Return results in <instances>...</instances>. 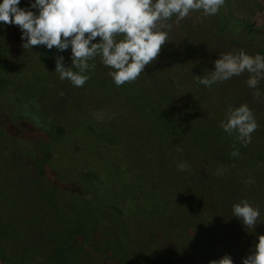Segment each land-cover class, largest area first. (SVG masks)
<instances>
[{"label": "rangeland", "instance_id": "obj_1", "mask_svg": "<svg viewBox=\"0 0 264 264\" xmlns=\"http://www.w3.org/2000/svg\"><path fill=\"white\" fill-rule=\"evenodd\" d=\"M19 6L27 9L29 0H21ZM238 23L264 31V0H228L211 17L192 11L178 27L174 24L158 59L135 82L115 86L107 74L110 69L97 57L89 61L94 65L86 73L91 79L83 87H75L54 72L57 55L64 56L65 66L71 65L70 48L62 53L45 46L24 49L19 27L0 22V246L4 254L0 264L4 257L7 264H97L100 251L81 255L67 243L71 244L68 241L80 224L88 227L83 231L87 232L107 220V230L102 231L114 239L120 234L118 215L109 212V207L132 199L128 193L131 170L141 185L152 174L157 187L167 183L169 188H178L183 198L175 208L181 209L186 225L164 222L172 217L171 212H159L166 203L146 204L145 209L142 203L153 198L144 194L126 214L137 242L130 245L129 236H118L121 244L117 249L123 259L117 264H209L215 258L206 254L211 249L204 236L211 228L202 224V218L213 221L218 259L230 250L234 264H242L257 242L256 236L264 234V81L259 85L260 98L254 99L253 89L246 84L247 72L211 88L198 85L194 78L213 70L220 53L243 49L255 55L254 38L243 33ZM24 101L40 108L42 126H50L47 119L52 121L51 131L59 124L68 130L67 135L92 133L94 138L88 139L95 144L96 138L107 140L111 146L92 152L102 164L94 165L95 176L102 183L85 184L89 177L77 168L78 161L68 159L69 153L56 151L58 159L50 165L59 164L61 175H50L51 183L45 178L48 185L40 193L27 184L18 185L16 175L26 164L39 163L48 138L45 129L30 134L31 116L20 118L24 110L29 111L22 107ZM242 103L249 105L259 124L247 147L219 126L228 106ZM89 123L94 126L91 133L84 127ZM233 144L240 153L236 157L231 155ZM182 163L187 165L185 170L177 167ZM73 182L90 186L92 195L85 199L72 194ZM167 193L172 205L174 192ZM242 198L260 210L254 232L232 214V205ZM197 231H201L199 239ZM107 249L113 256L121 254ZM160 256L172 259L161 263Z\"/></svg>", "mask_w": 264, "mask_h": 264}, {"label": "clouds", "instance_id": "obj_2", "mask_svg": "<svg viewBox=\"0 0 264 264\" xmlns=\"http://www.w3.org/2000/svg\"><path fill=\"white\" fill-rule=\"evenodd\" d=\"M20 2L0 0V22L19 27L24 49L45 46L49 51L55 48L62 53L70 48L71 65L65 66L64 56L57 55L54 72L75 87H83L91 79L86 73L93 71L94 65L89 61L97 57L110 69L107 74L115 86L135 82L145 67L158 59L174 24L178 27L192 11L202 12L204 17L215 16L225 5V0H29L25 9L19 6ZM213 64L214 69L207 75L194 76L198 85L211 88L247 72L246 84L253 89L254 99L260 98L264 55H250L240 49L220 53ZM219 126L247 147L259 124L249 105L242 103L229 105ZM231 155H240L235 144ZM177 167L185 170L187 165ZM232 214L244 228L255 231L260 210L246 198L232 205ZM256 241L242 258V264H264V234L257 235ZM209 264L234 262L225 254Z\"/></svg>", "mask_w": 264, "mask_h": 264}, {"label": "trees", "instance_id": "obj_3", "mask_svg": "<svg viewBox=\"0 0 264 264\" xmlns=\"http://www.w3.org/2000/svg\"><path fill=\"white\" fill-rule=\"evenodd\" d=\"M227 4H228V0H225V5H227ZM225 5H224V7H225ZM226 22L227 21H225V23ZM227 24H229V22H227ZM238 25H239L238 27H240L244 30V31H242L243 33L250 35V38H251V36H252V38H254L253 46H254V49L257 48L254 51V53L255 54L259 53L261 55H264V31L253 29L252 24H247V25L241 26V24L238 23ZM237 32L239 33V31H237ZM262 40H263V42H262ZM41 53H44V52H41ZM40 58L42 61H44L43 57L40 56ZM1 68L4 69L5 65H1ZM4 70H7V69H4ZM26 101H27V99H26ZM26 101H24L25 105L22 107L28 108L29 111L24 110V113L20 115V118H22V116H24V114L30 115L31 116V122H32L31 125H29V130H31L30 134L32 136H34L33 135L34 132L40 131L39 129H45L46 133L48 134V138H47V141L46 140L44 141L45 143H47V148L45 145L46 150H44L45 151L43 153L44 155L41 158V160L39 161V163L35 164V166H33V167L29 164H26L25 165L26 168H24V171H21L16 175V179L18 180V182H20V184H18V185L22 184L24 186L25 184H27V187H30V189L33 190L34 192H36V193L42 192V190H43L42 187L44 185L45 186L48 185V184H45V178H49L50 183H51V179L49 177L50 175H53L54 177L57 173L59 175H61L60 169H59V164H56L53 167H51V165H50L51 161H54V159H58L59 154L57 157H55L56 155L54 154L56 151L57 152L62 151L64 154L66 153V155H67V153H69L67 156L68 159L78 161L76 163V166L78 165L77 168L83 170V173L89 177L88 180H85V184H91L92 182H95V181H97V183H102V181L100 179H97V177L95 176V172H94V168H95L94 165L95 164L102 165V164L99 163L98 160H96V158L93 156L92 152L98 151V150H100L104 147H107V146H111L108 144L107 140L103 139L102 137L96 138L97 143L95 144L93 139H91V138L88 139V137L92 135L91 131L92 132L94 131V126L91 123H89L87 126L83 125L85 127V129L89 133H91L89 135L87 133L84 137H78L75 134L67 135L66 132L68 130L63 125H59V124H56L55 127H53L54 128L53 131H51L50 129H51L52 121L47 119V121L48 122L50 121V123H51L50 126H46L44 124H43L44 126H42V122H43V116L42 115H43V113H41L40 108L37 106H33ZM27 104H28V106H26ZM80 123H82V122H80ZM52 133H53V135H51ZM34 134H36V133H34ZM92 137H93V135H92ZM30 141H32V140H30ZM91 144L93 146H90ZM89 146L91 148H88ZM44 158H46V161L43 160ZM85 166H87V168L84 170L83 168ZM178 172H180V171H178ZM150 176H152V174ZM150 176H148V180L145 181L146 184L141 185V183L137 179V175L135 173V170H131V172H129V180L131 181V187L129 188L128 193H129V196H132V199L131 198L122 199L120 202L111 203L110 207H109V212H111L112 214L118 215L117 220H116L118 225H119L118 231L120 232V234H123L127 237L129 236L128 241L130 242L129 243L130 245H135V243L137 242V238H136V235L134 234V232L131 231V229H129L128 219L126 218V214L129 213V209H131L132 204L135 206L136 204L140 203V200L144 194L148 195V197H150V198H153L152 201H146L145 203H142L144 205L145 209H148L146 204L156 206V204L158 205V203H160V206H161L163 203L164 204L166 203L165 207H167L166 205L169 204L168 206H170V207H167V209H164L165 207L164 208L159 207V212H162L163 214L167 215V213H169V215H170V212H171L172 217H169L168 220H166L164 222H166L167 224L174 223V222H175L174 224H176L178 222L184 223V221L182 219L184 216L180 213L181 209L175 208L176 206H179L182 204L181 201H182L183 197L180 194V190H178V188H169L167 186V183H165V185H161V186L158 185V187H157L156 183H154L156 181L153 180ZM77 184H79V183H77ZM166 186H167L166 189H168L167 191L164 190V188ZM70 188H73L72 194L79 195L80 197H82V198L84 197L85 199H87V197L90 194L92 195V188H90V186H88V185L87 186L85 185L84 187L80 186V185L77 186L73 182V184H71ZM171 190H173L174 197H175V202L172 201V205L170 204L171 195L169 196V194L167 193L168 191L171 192ZM41 195H43V193H41ZM164 195H167L165 197V200H163V197H162ZM90 199H93V198H90ZM206 219L202 218V224L211 228V232H209L208 234H205V232H204V234H205L204 239L207 241L206 246L211 249L210 251H206V254L208 255L209 258L218 259L217 256L220 253L217 251L218 234L216 233V229L213 227V224H212L213 221L209 223L208 221H206ZM160 220H162V219H160ZM106 225H107V220L106 221L104 220L101 224H97V225L94 224L91 227H89L90 230H88L87 232H83L88 227H86V225H84V224H80V226H77L78 227L77 234L75 235L74 238H72L68 241L71 244L67 243V247L69 249H74L75 253L79 252L81 255L82 254L84 255V253L90 254V253H92V251H94V252L100 251V254L97 257L98 259L96 261L97 264H109V262L113 263V264H117V262H119L120 259H123L122 251L120 249H117L118 245L121 244V242H120L121 239L118 238V236L120 234L118 236H115V239H114L113 236L102 231V230H107ZM191 226L198 228L199 224H197V223L193 224V222H192ZM82 232H83V234H82ZM197 232H198V234H197ZM197 232H195L196 236H197L196 238L199 239L198 236H199V233H201V231H197ZM134 240H136L135 243H134ZM107 248H110V249L114 248V250H111V251H118L121 254L117 255V256H113L108 252ZM212 250L214 251V253H212ZM224 253H225V251H224ZM226 254L231 256V255H233V252L228 250V251H226ZM3 256H4V254H3L2 250H1V246H0V258ZM135 257L136 256L133 255V258H135ZM171 259L172 258H168V257L166 258L165 256L164 257L160 256L158 262L165 263V262L171 261ZM4 260H5V262L1 260L2 263L7 264L5 257H4Z\"/></svg>", "mask_w": 264, "mask_h": 264}]
</instances>
